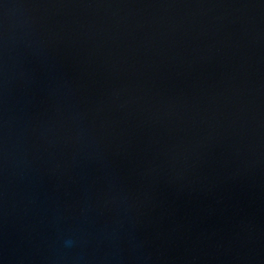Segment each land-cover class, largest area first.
<instances>
[{
    "label": "water",
    "instance_id": "water-1",
    "mask_svg": "<svg viewBox=\"0 0 264 264\" xmlns=\"http://www.w3.org/2000/svg\"><path fill=\"white\" fill-rule=\"evenodd\" d=\"M0 264H264V0H0Z\"/></svg>",
    "mask_w": 264,
    "mask_h": 264
}]
</instances>
